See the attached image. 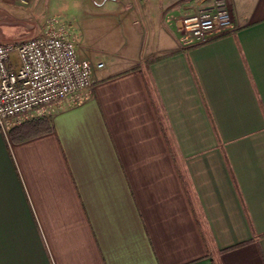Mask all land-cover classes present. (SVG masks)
<instances>
[{"label":"crops","instance_id":"1","mask_svg":"<svg viewBox=\"0 0 264 264\" xmlns=\"http://www.w3.org/2000/svg\"><path fill=\"white\" fill-rule=\"evenodd\" d=\"M216 1L0 0V42L47 28L103 63L50 130L0 128V264H264V0L183 47Z\"/></svg>","mask_w":264,"mask_h":264},{"label":"built area","instance_id":"2","mask_svg":"<svg viewBox=\"0 0 264 264\" xmlns=\"http://www.w3.org/2000/svg\"><path fill=\"white\" fill-rule=\"evenodd\" d=\"M231 26L229 10L217 0L181 17L179 41L183 47L203 43L209 30ZM102 66L79 57L72 41L47 28L18 42H0V128L66 100L80 102L92 89L94 68Z\"/></svg>","mask_w":264,"mask_h":264},{"label":"trees","instance_id":"3","mask_svg":"<svg viewBox=\"0 0 264 264\" xmlns=\"http://www.w3.org/2000/svg\"><path fill=\"white\" fill-rule=\"evenodd\" d=\"M51 129L50 118L46 115L25 119L9 130L10 138L20 141Z\"/></svg>","mask_w":264,"mask_h":264},{"label":"rangeland","instance_id":"4","mask_svg":"<svg viewBox=\"0 0 264 264\" xmlns=\"http://www.w3.org/2000/svg\"><path fill=\"white\" fill-rule=\"evenodd\" d=\"M52 13V12H51ZM66 14L68 15L67 16V18L66 19H68V20H66L67 21V23L68 22H70L72 25H73V28L75 29L76 28V23H77V20L81 17V15L83 14V12H79L78 10H77V8H75L74 6H73V4H70V6L67 8V11H66ZM39 20H40V18H39ZM75 26V27H74ZM33 29V28H32ZM34 32H32L31 34H29V35H26L25 36V34H23V35H16L15 34V36H13L12 35V39L11 40H9V42H18V41H21V40H23V39H26V38H28V37H31V36H33V35H36L38 32H39V27H35L34 28ZM25 36V37H24ZM87 44V43H86ZM10 59H11V61L13 62V63H16L17 62V53L16 52H12L11 53V55H10ZM46 111H48V108H46L44 111H43V113L42 114H44ZM36 115H38V114H34L32 117H35ZM31 117V118H32ZM28 118H30V117H28Z\"/></svg>","mask_w":264,"mask_h":264}]
</instances>
